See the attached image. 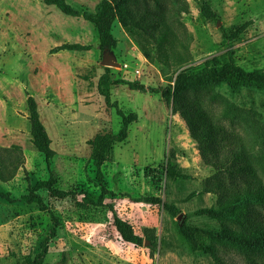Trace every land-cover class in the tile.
<instances>
[{
	"label": "rangeland",
	"instance_id": "obj_1",
	"mask_svg": "<svg viewBox=\"0 0 264 264\" xmlns=\"http://www.w3.org/2000/svg\"><path fill=\"white\" fill-rule=\"evenodd\" d=\"M66 1L92 13L100 0ZM185 1L189 10L180 17L183 27L174 31L185 50L179 49L181 61L170 60L163 71L156 57L153 63L144 58L117 21L112 24L117 44L111 52L119 65L110 67L112 80L163 88L173 84L181 70L198 67L212 56L225 59L229 49L244 70H264V0ZM202 2L216 12V19L200 14ZM244 23L247 27L235 40L228 42L222 36L221 28ZM64 43L91 48L52 52ZM102 55L93 25L81 17L65 16L42 0H0V147L19 145L25 161L12 180L0 182V191L18 199L37 180L48 178L43 156L31 143L27 98L32 97L55 153L50 169L56 187L72 193L54 198L46 190L38 192L58 222L43 264H58L63 252L64 264H264L262 253L244 254L222 247H217L216 262L192 251L181 237L179 215H183V226L200 231L220 229L217 221L194 214L216 205V195L205 191L213 170L203 163L184 120L172 112L160 92H139L118 83L109 87L110 101L125 114L135 112L137 120L101 167L105 186L114 197L106 198L103 206L82 200L83 193L95 198L100 192L88 141L97 133H116L120 128L115 109L106 106L97 92L104 68ZM218 92L233 105L252 110L264 131V90L243 87L234 93L223 86ZM219 108V103L213 104L215 113ZM221 123L247 141L248 160L264 183V153L252 143L250 123L240 118ZM144 196L159 197L176 207L178 215L172 217L161 205L134 201ZM108 203L144 241V231L153 229L155 248L148 242L140 247L123 242ZM50 226L48 212L37 205L0 200V264H24L39 251ZM198 238L207 241L201 232Z\"/></svg>",
	"mask_w": 264,
	"mask_h": 264
},
{
	"label": "trees",
	"instance_id": "obj_2",
	"mask_svg": "<svg viewBox=\"0 0 264 264\" xmlns=\"http://www.w3.org/2000/svg\"><path fill=\"white\" fill-rule=\"evenodd\" d=\"M42 2L46 6H54L65 16L81 17L91 23L96 31L101 52L112 51L116 47L117 40L112 34V24L115 21L120 24L144 58L153 63L156 57V61L163 66L162 71L169 65L170 60H180L179 49L185 50L183 41L174 33L178 27H183L180 17L189 10L185 0H100L92 13L75 9L66 0ZM200 14L206 19L218 17L207 2H202ZM247 25L244 23L233 29L220 30L222 36L231 42L243 33ZM90 48V45L64 43L55 47L52 52H80L88 51ZM116 83L139 92H160L164 101L171 106L172 112L178 113L184 120L203 163L213 170V175L205 181V191L216 195V205L197 210L194 214L217 221L220 229L200 231L190 226H178L177 230L189 248L211 256L216 262L217 247L233 249L244 254L251 252L264 254V183L248 160L247 141L228 131L221 121L240 118L250 123L252 143L257 145L262 153L264 131L252 110L233 105L218 92L223 86H227L234 93L240 92L243 87L264 90V70H244L236 64L233 52L229 49L225 59L212 56L198 67L178 72L173 84L153 89L131 81H114L110 78V68L104 67L97 82V92L106 106L115 109L116 115L120 118V128L116 133H97L88 141L91 148L90 160L95 168V179L100 192L95 198L83 193L82 200L94 206H103L106 198L114 197L105 186L101 167L108 161L115 144L127 138L128 127L137 120L135 112L125 114L117 107L116 102L110 101L109 87ZM214 103L220 104L218 113L213 111ZM27 112L31 143L43 156L48 178L37 180L18 199H13L9 192L0 191V200L27 206L35 204L40 211L48 212L51 226L47 237L41 242L39 251L24 261V264H43L48 253V243L56 235L58 222L54 212L48 209L38 192L46 190L54 198H64L72 193L56 187L55 174L50 169L55 153L50 147L51 141L40 121L37 104L32 97L27 98ZM24 163L19 145L0 147V182L12 180L18 170L23 168ZM134 201L153 206L161 205L172 217L179 213L176 207L161 201L159 197L144 196L135 198ZM106 206L113 215L114 228L123 242L136 247L148 242L151 248H155L156 237L153 229L144 231V241L127 221L116 215L112 204L108 203ZM199 232L205 234L207 241H200ZM61 256L58 264H64L66 261L64 252Z\"/></svg>",
	"mask_w": 264,
	"mask_h": 264
},
{
	"label": "water",
	"instance_id": "obj_3",
	"mask_svg": "<svg viewBox=\"0 0 264 264\" xmlns=\"http://www.w3.org/2000/svg\"><path fill=\"white\" fill-rule=\"evenodd\" d=\"M101 65L103 67H108V68L119 66L118 63L116 62V58L114 54L111 51H103ZM182 219H183V215H179L177 217V222L179 227L182 226Z\"/></svg>",
	"mask_w": 264,
	"mask_h": 264
},
{
	"label": "built area",
	"instance_id": "obj_4",
	"mask_svg": "<svg viewBox=\"0 0 264 264\" xmlns=\"http://www.w3.org/2000/svg\"><path fill=\"white\" fill-rule=\"evenodd\" d=\"M126 66V65H125Z\"/></svg>",
	"mask_w": 264,
	"mask_h": 264
}]
</instances>
